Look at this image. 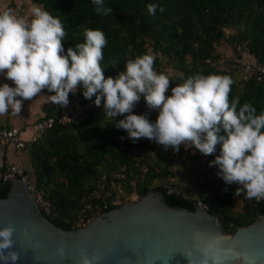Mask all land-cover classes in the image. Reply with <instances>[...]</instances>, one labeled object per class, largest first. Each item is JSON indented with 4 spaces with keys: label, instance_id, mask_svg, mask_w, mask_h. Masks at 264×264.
I'll return each mask as SVG.
<instances>
[{
    "label": "trees",
    "instance_id": "1",
    "mask_svg": "<svg viewBox=\"0 0 264 264\" xmlns=\"http://www.w3.org/2000/svg\"><path fill=\"white\" fill-rule=\"evenodd\" d=\"M32 2L61 19L67 32V40L62 41L65 51L69 46L84 41L85 29L99 28L104 32L107 44L101 63L105 66V77H115L124 69L127 59L152 53L156 55V71L169 75L162 62L166 58L177 72L169 75L171 83L167 94H171V87L175 84L196 73L226 74L234 80L230 100L239 97L241 105L250 102L257 113L264 109V76L262 80L256 76L245 79L243 68H219L223 63L247 64L249 62L242 61L245 55L252 57L253 63L264 66V0H106L107 6L113 9L107 16L97 14L90 0ZM149 3L163 6L164 11L157 8L156 14L150 15L147 10ZM227 30L235 32L227 34ZM224 39H228L234 51V58L230 60L222 58L216 51ZM243 43L249 50L240 54L237 48ZM82 98L85 113L78 124L58 122L56 105L43 117L53 118L54 126L42 134L28 151L32 163L31 179L38 189L44 190L53 208L51 216L43 214L58 227L68 231L81 228L79 214L87 203L92 202L97 182L103 175L111 177L118 172L128 175L122 181L124 191L117 195L119 205L131 195L142 197L151 191L164 192L173 207L194 210L203 203L230 235L264 215V200L257 203L254 198L249 201L243 193L234 195L238 185H226L221 178L208 180L206 169L199 160L191 161L196 198L187 197L176 184H165L174 177L176 164L190 162L173 158L171 148L165 150L147 138L133 143L125 130L115 127L116 119L123 117L106 118L102 106H96L83 94ZM140 103L142 109L135 113H148L150 120L155 121L158 112L149 110L143 97ZM219 148L217 145V153L211 155L219 154ZM154 151L157 156L150 160ZM143 157L146 160H142V164H146L149 171L142 178L136 164ZM132 172L135 178L129 176ZM10 187V181L0 183V199L8 195ZM171 187L179 193L169 194ZM240 200L247 202L244 211L237 210ZM116 207L110 206L105 212Z\"/></svg>",
    "mask_w": 264,
    "mask_h": 264
},
{
    "label": "clouds",
    "instance_id": "2",
    "mask_svg": "<svg viewBox=\"0 0 264 264\" xmlns=\"http://www.w3.org/2000/svg\"><path fill=\"white\" fill-rule=\"evenodd\" d=\"M90 2L99 15L113 11L106 0ZM157 8L164 11L157 3L147 5L153 16ZM83 34L82 43L65 51L64 24L43 6L30 4L27 16H18L12 8L0 9V76L12 82L0 83V116L21 113L24 101L44 89L54 93L47 96L49 102L65 107L69 93L79 88L86 99L102 106L104 117L123 116L115 127L125 130L133 143L147 138L176 152L181 145H190L204 155L217 153L219 145L209 167L218 169L217 176L226 185H238L234 195L243 193L257 203L264 200V109L257 113L250 102L230 100L231 76L196 73L171 87L169 95V75L155 70V54L145 53L127 59L115 77H105L104 32L89 28ZM142 97L149 110L158 112L155 121L148 113L133 111ZM14 232L11 225L0 228V264H17L20 258L13 247ZM198 239L202 258L192 260L189 249L185 254L189 264H226L230 250L224 247L223 235ZM98 255L83 256L79 264H94Z\"/></svg>",
    "mask_w": 264,
    "mask_h": 264
},
{
    "label": "water",
    "instance_id": "3",
    "mask_svg": "<svg viewBox=\"0 0 264 264\" xmlns=\"http://www.w3.org/2000/svg\"><path fill=\"white\" fill-rule=\"evenodd\" d=\"M10 184L0 199V228H15L17 264H79L97 253L94 264H189V249L192 260L202 258L198 238L215 234L230 250L226 264H264V215L230 235L201 204L173 207L164 192L151 191L68 231L43 214L26 182L14 177ZM168 193L179 192L171 187Z\"/></svg>",
    "mask_w": 264,
    "mask_h": 264
},
{
    "label": "built area",
    "instance_id": "4",
    "mask_svg": "<svg viewBox=\"0 0 264 264\" xmlns=\"http://www.w3.org/2000/svg\"><path fill=\"white\" fill-rule=\"evenodd\" d=\"M9 8H12L18 16H20L24 11V9L20 6H10ZM237 50L240 54H242L244 52H248L249 48L246 43H243L238 45ZM219 68L223 70L228 68H243L245 72V79L256 76L258 80H262L264 76V66L257 62L243 65L239 62H235L233 65H224L223 63L219 66ZM82 101V93L79 88L75 93H69L68 105L65 107H60L58 105V122L63 124H78L85 113V106ZM141 109L142 104L139 101L133 111L140 112ZM54 123L55 120L53 118H43L31 124H25L22 126H0V147L11 148L17 154H25L29 151L31 146L38 141L42 134L54 126ZM185 146L181 145V151H173V158L187 162H191L194 159L199 160L206 169L207 179L218 181L220 179V177L217 176L218 169L215 166L209 167V161L215 159V157L213 155H204L200 153L194 146ZM156 156V151L152 152L150 160L155 159ZM142 160L145 161V157L139 160L136 166L140 167L139 176L143 178L148 173L149 168L146 164H142ZM156 169L159 171V168ZM127 176L128 175L125 172H118L111 175V177L107 175H103L101 177V179L97 182L96 189L94 190L92 202L87 203L79 214V225L85 227L95 218L106 214L105 210H107L110 206H120L117 201V195L124 191L122 181L125 180ZM129 176H133L135 178V173L132 172ZM14 177L19 178L28 184L29 190L42 212L46 216H51L53 208L50 200L45 196L44 190L38 189L34 185L30 174L23 167V165L18 163H7L4 166L0 165V183L10 181L11 178ZM199 204L207 209L203 203Z\"/></svg>",
    "mask_w": 264,
    "mask_h": 264
},
{
    "label": "crops",
    "instance_id": "5",
    "mask_svg": "<svg viewBox=\"0 0 264 264\" xmlns=\"http://www.w3.org/2000/svg\"><path fill=\"white\" fill-rule=\"evenodd\" d=\"M4 0H0V9L3 8H9L10 6H20L24 9V11L22 12V14L20 16H27L28 15V8L30 6V4L32 2V0H5V2H3ZM31 1V3H30ZM8 2V3H7ZM6 3V4H5ZM35 4V3H34ZM4 82H8L11 85V81H6L5 78L3 76H0V83H4ZM54 93H49L48 91H46L45 89L42 90L41 94H38L37 97H34L32 100H25L24 104H23V108L21 113L19 114H6L4 116H0V125L1 126H22V125H27V124H31L41 118H43L44 116H46L48 114V112L56 107V104L49 102L48 97L49 95H53ZM13 151L10 148H2L0 147V165L2 164H7V163H18L21 164V162H24L26 160V154L23 155V158H20V156H16L18 155L15 151V153L11 154ZM30 158V157H29ZM181 166H185L184 170H185V175L187 177V179H192V175L194 174L193 172V168L192 165L193 163H187V164H179ZM180 178H182L181 176L179 177V179L177 177H175V181H179ZM178 183V182H177ZM193 184V182L191 183ZM194 185V184H193ZM177 189L181 191V189L178 187L177 185Z\"/></svg>",
    "mask_w": 264,
    "mask_h": 264
},
{
    "label": "rangeland",
    "instance_id": "6",
    "mask_svg": "<svg viewBox=\"0 0 264 264\" xmlns=\"http://www.w3.org/2000/svg\"><path fill=\"white\" fill-rule=\"evenodd\" d=\"M9 1V0H8ZM5 2V0L3 1ZM8 3V2H7ZM31 3V1H30ZM6 4V3H5ZM32 4V3H31ZM34 4V3H33ZM38 5V4H36ZM40 6V5H38ZM235 32V30H227V34H231ZM217 53L220 54L222 56V58H226V59H232L234 58V51H233V48L231 46V44L229 43L228 39H224L220 45L217 47ZM152 54V53H151ZM243 62H249V63H253V58L250 57L249 55H245L243 60ZM163 65L166 69V71L169 73V75H174V74H177L176 71H174L172 69V67L170 66V63L169 61L166 59V58H163ZM11 149V148H10ZM13 150V149H12ZM13 153V151H11ZM27 156L26 160L24 162H21L23 167L28 170L29 174L32 176L33 178V173H32V163H31V160L29 158V152L25 153ZM25 154H18L16 155L17 157L20 156V158H23V155ZM185 167V166H184ZM184 167L179 165V164H176L175 167H174V177L169 179L168 181L165 182V184H176L178 185V187L181 189V191L187 196V197H190L192 199L196 198L197 197V188L195 185L191 184L193 182V180L190 178V179H187L186 175H185V170H184ZM185 172V173H184ZM182 177L180 178L179 181H175V177H177L179 179V177ZM139 197L137 196H133L131 195L127 201H136ZM126 201V202H127ZM250 201V200H249ZM248 201V203H249ZM247 208V202L245 201H239V204H238V207H237V210L238 211H244L245 209Z\"/></svg>",
    "mask_w": 264,
    "mask_h": 264
}]
</instances>
